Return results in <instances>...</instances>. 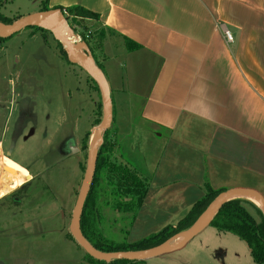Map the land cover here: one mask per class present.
Returning <instances> with one entry per match:
<instances>
[{
    "label": "crops",
    "instance_id": "obj_1",
    "mask_svg": "<svg viewBox=\"0 0 264 264\" xmlns=\"http://www.w3.org/2000/svg\"><path fill=\"white\" fill-rule=\"evenodd\" d=\"M48 3L49 9L79 5L98 15L85 21L102 37L95 55L111 62L114 81L101 67L111 88L112 128L128 119L133 129L139 117L143 138L135 136V143L158 149L150 176L159 181L150 182L148 192L178 201L188 190L170 186L202 192L207 178L216 190L251 188L264 195V0ZM128 39L138 47L129 49ZM130 128L121 134L131 137ZM0 149L6 155L1 142ZM119 150L118 162L133 168Z\"/></svg>",
    "mask_w": 264,
    "mask_h": 264
},
{
    "label": "rangeland",
    "instance_id": "obj_2",
    "mask_svg": "<svg viewBox=\"0 0 264 264\" xmlns=\"http://www.w3.org/2000/svg\"><path fill=\"white\" fill-rule=\"evenodd\" d=\"M47 6L49 9V3ZM42 8L43 0H0V11L11 20ZM96 55L114 81L111 62ZM99 117L100 93L82 68L63 58L50 32L25 28L0 42V142L6 155L31 170L0 149L1 264H90L84 249L72 239L69 225L86 169L92 130L97 125L90 128ZM137 121L133 129L129 124L134 123L128 119L123 127L114 123L111 138L118 137L120 153L133 168L150 177V186V182L159 181L150 176L157 164L151 161L158 160V149L147 141L135 143V136L143 138L142 127L137 124L143 126L144 121L139 117ZM129 128L131 137L121 134ZM89 130L85 143L83 138ZM71 144L80 149L69 152ZM144 152H150V158H143ZM209 183L207 178L203 181L202 192L181 183L170 186L188 190L178 201L150 190L143 203L135 206L130 197L116 192L106 170H100L96 189L101 233L118 243H136L150 237L182 218L193 206L190 200L201 199ZM198 192L199 197L194 199ZM147 263L256 264L243 240L212 226L181 250Z\"/></svg>",
    "mask_w": 264,
    "mask_h": 264
},
{
    "label": "trees",
    "instance_id": "obj_3",
    "mask_svg": "<svg viewBox=\"0 0 264 264\" xmlns=\"http://www.w3.org/2000/svg\"><path fill=\"white\" fill-rule=\"evenodd\" d=\"M47 3L48 0H43L42 10L48 9ZM58 8L62 9L75 33L79 34L82 39L87 42L96 58L95 50L101 46L100 42L102 37L99 35L98 31L89 28L85 20L97 19L98 15L79 5L68 8ZM14 20H16V18ZM14 20L8 19L0 11V21L11 23ZM70 20H72L78 27H81V29H84V31L78 30V28L74 27ZM31 28L34 29V32H41L42 34L49 32L38 27ZM5 40L6 39L0 38V42ZM127 45L129 49H135L138 47L136 43L129 39L127 40ZM58 46L63 58L68 61L67 54L60 42H58ZM96 62H98L97 58ZM99 66L101 67V65ZM90 80L92 82V87L99 91L95 81L91 78ZM100 121L101 118L99 117L95 120L93 125H98ZM89 134L90 131L86 133L83 142L86 143L88 141ZM111 134L112 131L110 128L104 135V143L99 149L94 180L86 199L81 218L82 233L97 249L112 252L143 250L160 245L177 233L191 226L216 196L222 192V190L213 189L208 185L205 195L197 200L191 209L175 224H168L156 234L146 237L136 243H118L107 240L103 237L98 225V194L96 187L99 171L105 169L108 174V180L114 185L116 192L119 193L120 196L130 197L132 199L130 203H135V206H140L143 203L149 189V180L146 177L142 176V174L129 165L118 162L117 153L120 147L116 138H111ZM84 149H86V146ZM135 206L132 209H134ZM127 210H130V208L127 207ZM210 226L216 228L219 232L230 233L243 240L250 250L253 261L256 264H264V216L261 209L256 204L243 198L230 200L221 207ZM85 260L90 264H148L147 261L130 260L105 262L96 260L88 254L85 255Z\"/></svg>",
    "mask_w": 264,
    "mask_h": 264
},
{
    "label": "water",
    "instance_id": "obj_4",
    "mask_svg": "<svg viewBox=\"0 0 264 264\" xmlns=\"http://www.w3.org/2000/svg\"><path fill=\"white\" fill-rule=\"evenodd\" d=\"M31 27H38L49 31L54 38L62 44L67 54L68 61L82 68L87 75L95 81L100 92L102 118L100 123L92 130L93 135L89 143L86 169L69 225L70 235L76 243L84 249L86 254L96 260L111 262L115 260L147 261L176 252L184 248L205 228L210 226L212 220L225 203L237 198L245 199L244 196L255 198L259 202L257 206L261 209L264 216V195L261 192L251 188H231L220 192L191 226L160 245L143 250L112 252L97 249L82 233L81 218L86 199L94 180L99 149L104 143L106 131L109 130L113 124L114 117L111 88L103 69L96 62L89 45L79 34L75 33L62 9L54 8L40 10L22 16L11 23L0 21V38H10L17 32ZM73 150L78 151L79 149L74 144H71L70 152ZM179 237L183 238L182 242L177 246H172V243Z\"/></svg>",
    "mask_w": 264,
    "mask_h": 264
},
{
    "label": "bare ground",
    "instance_id": "obj_5",
    "mask_svg": "<svg viewBox=\"0 0 264 264\" xmlns=\"http://www.w3.org/2000/svg\"><path fill=\"white\" fill-rule=\"evenodd\" d=\"M244 197H245L247 200H249V201L255 203L256 205H259V202H258L255 198H253V197H251V196H244ZM182 240H183V238H182V237H179L177 240H175V241L172 243V246H177V245H179V244L182 242Z\"/></svg>",
    "mask_w": 264,
    "mask_h": 264
},
{
    "label": "built area",
    "instance_id": "obj_6",
    "mask_svg": "<svg viewBox=\"0 0 264 264\" xmlns=\"http://www.w3.org/2000/svg\"><path fill=\"white\" fill-rule=\"evenodd\" d=\"M225 37H226V40L228 42H232L233 41V36L228 30L225 31Z\"/></svg>",
    "mask_w": 264,
    "mask_h": 264
},
{
    "label": "flooded vegetation",
    "instance_id": "obj_7",
    "mask_svg": "<svg viewBox=\"0 0 264 264\" xmlns=\"http://www.w3.org/2000/svg\"><path fill=\"white\" fill-rule=\"evenodd\" d=\"M69 141H70V140H69ZM69 146H70V145H69ZM67 149H68V150H69V152H70V148L68 147ZM79 149H80V148H79Z\"/></svg>",
    "mask_w": 264,
    "mask_h": 264
}]
</instances>
